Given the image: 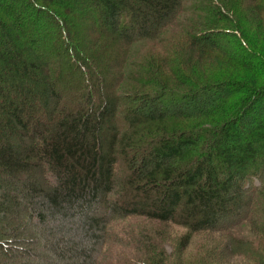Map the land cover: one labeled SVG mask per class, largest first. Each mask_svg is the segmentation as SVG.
<instances>
[{
	"label": "trees",
	"instance_id": "1",
	"mask_svg": "<svg viewBox=\"0 0 264 264\" xmlns=\"http://www.w3.org/2000/svg\"><path fill=\"white\" fill-rule=\"evenodd\" d=\"M262 113L264 0H0V264H264Z\"/></svg>",
	"mask_w": 264,
	"mask_h": 264
},
{
	"label": "rangeland",
	"instance_id": "2",
	"mask_svg": "<svg viewBox=\"0 0 264 264\" xmlns=\"http://www.w3.org/2000/svg\"><path fill=\"white\" fill-rule=\"evenodd\" d=\"M71 42V40H70ZM72 43V42H71ZM233 50L236 51V48H233ZM82 67V66H81ZM259 117H264V114L262 113V115H260ZM259 184V180L256 178H250L248 179L247 182H244V187L247 189H253L254 187H256ZM250 191V190H247ZM235 194V193H234ZM234 194H232V196H234ZM240 195L241 197H246L248 195V192H241L240 191ZM245 199V198H244ZM231 209L228 208V211ZM238 212V211H237ZM236 212V213H237ZM238 214V213H237ZM231 216V215H230ZM225 219V218H224ZM230 220V218H228ZM232 219V217H231ZM151 225H153L152 223H149L147 221H144L143 219H136V218H132L130 220H128L127 223H124L122 225L120 224H114L111 227V237L109 238V241L107 240V245L108 250H106L105 253V258L104 260L100 263V264H106V262H109L110 259L113 258H118L120 256V253H124V251H126V248L121 246V243H130L132 246H134L135 244V238H133L134 235H138V234H142L143 231V226H148L150 227ZM167 228V227H166ZM168 232H167V236L169 237V239L167 241L161 242V248L163 249L165 256L171 260L172 262H174V259H176L177 254H176V249H175V237L179 236V235H184L185 231L182 229H178L176 227H169L167 228ZM23 234L26 237H35V238H41L42 236H40L42 234V231L38 228H33L28 226L27 224L25 225V227L23 228ZM133 235V236H132ZM215 237H219V236H215ZM219 240L221 238H218ZM222 240V239H221ZM207 242L204 238V236H199L194 240V243L192 246H190V250L187 252L186 256L189 257H193L195 254L199 255L200 251V245H202V243ZM49 243L48 239H44L42 241L36 242L32 247H30L31 249H33V253L36 255H39L40 257L43 256V248L45 249L46 244ZM9 246V245H8ZM12 246V245H10ZM13 248H11L12 251H9L11 253H17V249L21 248V246L16 245V246H12ZM24 247V246H22ZM125 248V249H124ZM109 250H111V254H108ZM118 254V255H116ZM197 258V257H195ZM13 261H15L14 264H21V260L19 258H17V260L12 259ZM11 260V261H12ZM23 261V260H22ZM121 263V261H119ZM110 264H114V261H110ZM116 263V261H115ZM119 264V263H118ZM124 264V263H123ZM229 264H236V260L235 259H230L229 260Z\"/></svg>",
	"mask_w": 264,
	"mask_h": 264
}]
</instances>
